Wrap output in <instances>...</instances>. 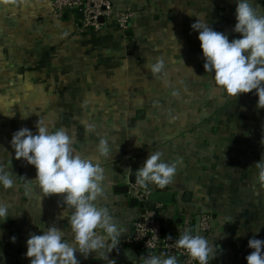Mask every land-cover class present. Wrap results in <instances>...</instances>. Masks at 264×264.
Wrapping results in <instances>:
<instances>
[{"label":"crops","instance_id":"1","mask_svg":"<svg viewBox=\"0 0 264 264\" xmlns=\"http://www.w3.org/2000/svg\"><path fill=\"white\" fill-rule=\"evenodd\" d=\"M111 2L134 11L126 32L113 18L97 30L77 32L66 17L53 18L51 0H0V167L13 176L7 204L17 207V215L7 218L11 228L0 221V234L16 237L0 241V264H29L30 232L55 225L71 240L63 194L44 196L35 167L15 158L10 145L14 131L35 133L38 120L50 131L66 129L73 151L103 168V195L95 203L122 229L111 252L75 253L80 264H143L149 253L122 240L139 213L130 192L137 169L157 151L176 162L172 181L137 185L173 194L171 203H159L165 229L192 218L193 233L195 214H207L210 229L200 235L213 249L208 262L247 264L248 240H264V186L254 164L264 156V108H257L255 90L229 96L215 85L191 29L198 16L229 40L239 37L232 31L236 0ZM249 2L264 15V0ZM157 61L163 66L153 73L150 65ZM197 70L203 80L196 81ZM101 138L108 142L107 157L98 152Z\"/></svg>","mask_w":264,"mask_h":264},{"label":"clouds","instance_id":"2","mask_svg":"<svg viewBox=\"0 0 264 264\" xmlns=\"http://www.w3.org/2000/svg\"><path fill=\"white\" fill-rule=\"evenodd\" d=\"M196 17L191 29L198 33L205 72L211 74L215 85L229 96L255 90L257 108H264V15L257 14L249 0H236V22L232 31L240 35L231 40L225 33L214 30L206 20ZM162 66V62L157 61L150 65V70L159 73ZM73 143L74 138L66 129L60 127L50 131L40 120L36 122L35 133L21 127L11 136L15 158L35 167L34 180L42 194H63L65 209L71 210L66 216L71 240L65 239L64 231L55 225L43 228L40 234H28L24 255L30 258L29 264H80L75 253L85 258L105 248L109 253L120 242L118 237L122 229L118 228L106 207H98L95 203L103 195V168L92 159L76 154ZM97 148L105 157L110 153L108 142L103 138ZM161 157L159 151L150 153L137 169L135 179L140 187L147 188L150 183L164 187L172 181L176 162ZM254 164L256 180L264 186V156ZM13 184V176L0 167V186L7 189ZM7 217L8 206L0 202V221ZM15 239V236L11 237L13 242ZM247 246L252 249L245 256L247 264H264V240L253 236ZM175 247L183 249L197 264H208L213 256L206 238L188 230L175 240ZM103 259H108L107 254ZM108 260L115 264L114 260ZM143 264H178V260L172 255H148L143 257Z\"/></svg>","mask_w":264,"mask_h":264},{"label":"built area","instance_id":"3","mask_svg":"<svg viewBox=\"0 0 264 264\" xmlns=\"http://www.w3.org/2000/svg\"><path fill=\"white\" fill-rule=\"evenodd\" d=\"M51 15L55 19L72 16L75 21V30L84 33L99 29L104 21L115 19L122 32L128 30L129 22L134 11L129 8L115 9L111 0H51ZM80 13V16H77ZM131 195L137 201L139 213L132 223L128 236L123 242L137 252H148L149 255H172L178 260V264H197L181 248L175 247V240L185 230L191 231L192 218L186 219L183 226L168 231L158 217L159 203L154 210L148 208V191L142 190L137 184L130 188ZM210 229V216L201 215L200 232L205 234ZM208 264H210L208 262Z\"/></svg>","mask_w":264,"mask_h":264},{"label":"water","instance_id":"4","mask_svg":"<svg viewBox=\"0 0 264 264\" xmlns=\"http://www.w3.org/2000/svg\"><path fill=\"white\" fill-rule=\"evenodd\" d=\"M80 15H81L80 13H77V16ZM126 189L127 187L124 186V191ZM147 199L149 202L148 208L150 210H154L155 203H162V204L171 203L173 201V194L165 191H156V192L152 191L148 193ZM131 201L132 203L137 204L135 198H133ZM200 219H201V214H195L193 218V234H197V233L199 234L200 232Z\"/></svg>","mask_w":264,"mask_h":264},{"label":"trees","instance_id":"5","mask_svg":"<svg viewBox=\"0 0 264 264\" xmlns=\"http://www.w3.org/2000/svg\"><path fill=\"white\" fill-rule=\"evenodd\" d=\"M66 19L67 20H71V22L75 25V21H74V18L72 17V16H70V15H68V16H66ZM196 72H198V70L196 71ZM200 72H198V74H199ZM197 74V76H195V79H196V81H198V80H203V78L200 76V74L198 75ZM212 81L214 82V79H213V77H212ZM214 87H216L215 85H213V88L211 89V91L213 92V94H218V93H216V90H214ZM218 91V90H217ZM13 187H14V184H13V186L12 187H10V188H7V189H5V188H3L2 186H0V202H3V203H5L7 206H8V216H12V215H17V212H16V210H15V208H17L16 206H14V209L11 207V205H9V204H7V202H8V199H9V196H12V194L15 192L14 190H13ZM21 203V202H20ZM12 208V211L10 210V208ZM8 218V217H7ZM7 218L4 220V221H2L3 222V225H5V226H7L8 228H11V226H10V223L9 222H7ZM14 225V224H13ZM15 226V225H14ZM1 236H3V237H1ZM11 237L12 236H5V235H1L0 234V241H8L9 239H11ZM7 239V240H6Z\"/></svg>","mask_w":264,"mask_h":264},{"label":"rangeland","instance_id":"6","mask_svg":"<svg viewBox=\"0 0 264 264\" xmlns=\"http://www.w3.org/2000/svg\"><path fill=\"white\" fill-rule=\"evenodd\" d=\"M23 170H26V168H25V169H23Z\"/></svg>","mask_w":264,"mask_h":264}]
</instances>
